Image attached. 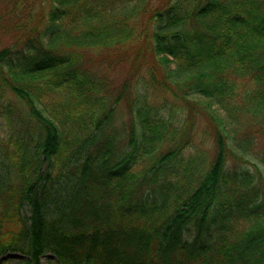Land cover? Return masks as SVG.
Instances as JSON below:
<instances>
[{"label": "trees", "instance_id": "obj_1", "mask_svg": "<svg viewBox=\"0 0 264 264\" xmlns=\"http://www.w3.org/2000/svg\"><path fill=\"white\" fill-rule=\"evenodd\" d=\"M7 5L0 264H264V0Z\"/></svg>", "mask_w": 264, "mask_h": 264}, {"label": "rangeland", "instance_id": "obj_2", "mask_svg": "<svg viewBox=\"0 0 264 264\" xmlns=\"http://www.w3.org/2000/svg\"><path fill=\"white\" fill-rule=\"evenodd\" d=\"M7 7H8L7 0H0L1 14L5 13V11L7 10ZM2 20H3V24H4L3 27L7 28L10 26L8 24V23H10V18L8 17L7 14H4L2 16ZM127 70H128L127 66H125V67H122V66L114 67L110 73L111 78L114 79V83L121 81L126 76ZM194 129L197 132H199V130H200L198 127L194 128ZM200 139L201 138H196V141L199 142ZM199 145H201L202 148H206V146H209L210 144L208 141H206L205 143L202 142ZM23 212L28 214V207H24ZM7 254H11V255H7L9 261L6 264H21L20 262L18 263V261L20 258H24L23 255L19 252H8ZM40 264H59V263L56 262L55 256L52 253L48 252L40 258Z\"/></svg>", "mask_w": 264, "mask_h": 264}, {"label": "water", "instance_id": "obj_3", "mask_svg": "<svg viewBox=\"0 0 264 264\" xmlns=\"http://www.w3.org/2000/svg\"><path fill=\"white\" fill-rule=\"evenodd\" d=\"M7 255H11V254H6L4 257H6Z\"/></svg>", "mask_w": 264, "mask_h": 264}]
</instances>
